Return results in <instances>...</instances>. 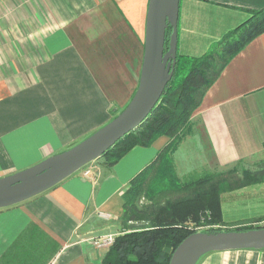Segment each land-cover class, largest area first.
<instances>
[{
  "label": "crops",
  "instance_id": "crops-1",
  "mask_svg": "<svg viewBox=\"0 0 264 264\" xmlns=\"http://www.w3.org/2000/svg\"><path fill=\"white\" fill-rule=\"evenodd\" d=\"M147 3L0 0V176L69 148L126 105L138 83ZM263 7L264 0H179L177 45L220 43ZM191 120L172 154L179 177L264 165V30L221 66ZM167 140L133 145L112 164L96 158L88 176L79 169L0 207V264H97L105 249L91 238L115 225L130 179ZM255 189L264 193V178L222 190L223 219L263 217L264 196L226 215ZM195 264H264V248L212 250Z\"/></svg>",
  "mask_w": 264,
  "mask_h": 264
},
{
  "label": "trees",
  "instance_id": "trees-1",
  "mask_svg": "<svg viewBox=\"0 0 264 264\" xmlns=\"http://www.w3.org/2000/svg\"><path fill=\"white\" fill-rule=\"evenodd\" d=\"M263 30L264 7L253 11L245 21L227 32L223 39L237 32L240 34L229 43L220 59L215 60L216 49L201 56L177 52L173 74L149 114L102 154L112 164L133 145H149L161 135L168 138L155 158L130 179L123 192L120 216L123 229L114 236L97 264H168L176 245L195 231L193 224L200 211H210L213 223H225L219 199L222 190L264 178V165L254 171L243 169L241 176L235 175L236 167H233L181 178L172 159L181 139L192 132L191 116L221 66L246 41ZM169 33L167 26L165 43ZM260 220L262 217L251 219L247 225L235 223L233 228L224 230L264 226L251 224ZM206 230L221 229L210 227Z\"/></svg>",
  "mask_w": 264,
  "mask_h": 264
},
{
  "label": "water",
  "instance_id": "water-1",
  "mask_svg": "<svg viewBox=\"0 0 264 264\" xmlns=\"http://www.w3.org/2000/svg\"><path fill=\"white\" fill-rule=\"evenodd\" d=\"M178 10L179 0H148L140 73L129 101L110 120L69 148L0 176V207L44 191L86 163L101 157L118 139L144 120L174 71ZM167 26L170 33L165 43ZM236 248H264V226L193 231L176 245L168 264H195L208 251Z\"/></svg>",
  "mask_w": 264,
  "mask_h": 264
},
{
  "label": "rangeland",
  "instance_id": "rangeland-1",
  "mask_svg": "<svg viewBox=\"0 0 264 264\" xmlns=\"http://www.w3.org/2000/svg\"><path fill=\"white\" fill-rule=\"evenodd\" d=\"M241 30H243V29H241ZM241 30L238 31V32H241ZM236 36L237 35H235L234 37H229L227 39H223V40L221 39V43H210V44L207 43L206 45L205 44H198V45L189 44V45H187L185 47L182 46V45H177V50H178L179 53H184V54H188V55H195V56H201L206 51H208L210 49H213V51H214V49H216L217 50V55H216L215 60H218V59H220V56L222 55V53H224V50L229 45V43H230L229 41H231L234 38L236 39ZM219 45H221V46H219ZM259 167L260 166H258V168ZM243 169H244V166L236 167L235 175L241 176ZM254 170H256V169H252V171H254ZM255 190H258L256 192V194H254V195H256L255 197L243 198V199H241L239 201L234 200V201H232V203L229 204V208L225 207L226 213H227L226 215L231 216V215H234L235 213H238V211H240L241 209L247 208V206L243 205L244 201L261 203V202L255 201V199L257 197H263L264 193L263 194H259L260 192H262L261 189H255ZM250 204L251 203H248V205H250ZM250 220H251V218H243V219H238V220H233V221H225L224 224H216V223L211 222V212L208 211L207 209H205V210H202V211L199 212V217H198L197 221L193 224V229L195 231H207L206 230L207 228L214 227V228H219L221 230H224V229H226L228 227H232L233 228L236 224H243V225L245 224V225H247L248 222H250ZM251 224L252 225H262V224H264V216L262 217V220H260V221H252ZM122 229H123V227H122V224H121L120 218H119L118 221L115 222V225L113 224L111 228H109V227L107 228V231H105V232H103L101 234L93 236V239L99 238V237H108V238L111 239L110 242H107L106 244H102L100 246L93 245L92 243L91 244L97 249H107L109 247V245L112 243V241L114 239V236L119 231H121Z\"/></svg>",
  "mask_w": 264,
  "mask_h": 264
},
{
  "label": "built area",
  "instance_id": "built-area-1",
  "mask_svg": "<svg viewBox=\"0 0 264 264\" xmlns=\"http://www.w3.org/2000/svg\"><path fill=\"white\" fill-rule=\"evenodd\" d=\"M88 163H86L84 166H82L80 169H81V174L84 175V176H88V173H89V166H87ZM110 238L108 237H99V238H95L93 239V237L91 238V243L93 245H97V246H100L102 244H106L107 242H110Z\"/></svg>",
  "mask_w": 264,
  "mask_h": 264
}]
</instances>
